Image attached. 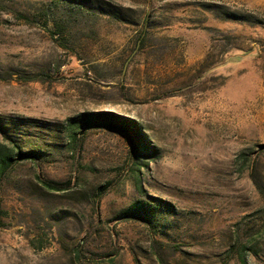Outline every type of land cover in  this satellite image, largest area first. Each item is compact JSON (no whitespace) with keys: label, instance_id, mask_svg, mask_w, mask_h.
Instances as JSON below:
<instances>
[{"label":"rangeland","instance_id":"1","mask_svg":"<svg viewBox=\"0 0 264 264\" xmlns=\"http://www.w3.org/2000/svg\"><path fill=\"white\" fill-rule=\"evenodd\" d=\"M0 125V264H264V0H0Z\"/></svg>","mask_w":264,"mask_h":264},{"label":"trees","instance_id":"2","mask_svg":"<svg viewBox=\"0 0 264 264\" xmlns=\"http://www.w3.org/2000/svg\"><path fill=\"white\" fill-rule=\"evenodd\" d=\"M91 116L92 117L89 118L90 115L88 117L81 115L80 117L69 118L66 120L64 130L67 133L69 142L78 139V136L80 134L78 129L81 126L86 125L89 122L96 121L99 118L97 115H91ZM1 129L2 126L0 125V130ZM140 137L141 138H140L139 154L142 155V153L144 154L147 151H151L150 150L151 148H149V145L146 142V140L143 138V136L140 135ZM20 155H22L20 152L16 153V156H20ZM13 163H14V151H12L11 149L7 148L4 145H0V180L3 178L6 171L8 170V168L12 166ZM44 185L46 186V188L51 190L58 188L57 184L54 182L45 181ZM129 213L132 216H143V217L146 216L147 214L146 210L144 209V207L140 202H136L133 205H131L129 208Z\"/></svg>","mask_w":264,"mask_h":264}]
</instances>
